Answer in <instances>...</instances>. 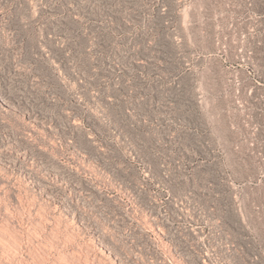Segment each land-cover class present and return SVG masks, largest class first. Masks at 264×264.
<instances>
[{
	"label": "rangeland",
	"instance_id": "rangeland-1",
	"mask_svg": "<svg viewBox=\"0 0 264 264\" xmlns=\"http://www.w3.org/2000/svg\"><path fill=\"white\" fill-rule=\"evenodd\" d=\"M0 264H264V0H0Z\"/></svg>",
	"mask_w": 264,
	"mask_h": 264
}]
</instances>
